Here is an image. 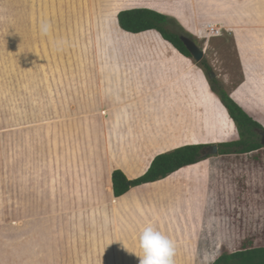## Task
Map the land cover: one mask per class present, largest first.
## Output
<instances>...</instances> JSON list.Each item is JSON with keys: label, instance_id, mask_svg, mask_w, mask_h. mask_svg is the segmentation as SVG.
Instances as JSON below:
<instances>
[{"label": "crops", "instance_id": "1", "mask_svg": "<svg viewBox=\"0 0 264 264\" xmlns=\"http://www.w3.org/2000/svg\"><path fill=\"white\" fill-rule=\"evenodd\" d=\"M233 3L236 5L233 15L217 12L211 17L198 16L196 23L201 26L198 29L201 32L210 34V28H214L220 30L219 37L226 32L229 37L236 38L244 75L228 93L255 120L264 116V0H235ZM121 5L132 6L120 9ZM151 7L154 5L149 0H0V60L18 55L20 61L32 60L44 67L43 61L53 60L60 49L78 51L75 38L92 35L120 38L118 31H124L119 25V14ZM206 18L211 20L205 21ZM144 41L148 44L153 38L147 37ZM99 47L103 49L102 45ZM91 65L87 62L81 68L88 69ZM96 65L111 72L114 70L111 73L114 74L94 78L70 76L62 80L68 85H83L89 89L88 92L71 94L77 100L80 96L86 101L82 105L83 117H93V121L100 124L105 118L118 116L120 122L112 125L114 132H118L120 138L123 130L119 129L125 126V134L131 137L128 143L119 144L125 154L120 167L111 168L98 156V147L94 144L89 145L90 149L81 147V157L72 165V170L79 174L77 180L81 188L92 190L98 197L95 209L98 220L59 222L54 227L58 229L54 231L57 235L52 236L28 237L25 226L17 236H12L9 193L4 179L0 185V264H139L136 256L141 251L138 236L149 225L174 242V264H213L221 255L211 227L205 225L211 195L209 159L185 167L166 179L132 188L120 198L114 195L112 180L115 170L123 171L129 180L143 176L158 155L181 147H168L179 140L195 141L188 145H206L200 143L199 131L203 125H213L211 117L196 112L195 106L199 102L192 98L197 95H191L186 86L182 93L185 91L191 97L188 101L184 94L182 98L169 95L158 104L163 90L150 89L146 76L140 77L138 72L125 76L120 71L124 66L119 61L117 64L104 61ZM39 66L22 67L31 70ZM128 67L137 66L130 64ZM251 69L257 73H251ZM174 75H180V72ZM22 78L25 85L52 83L42 76L26 75ZM225 79L231 80L230 73ZM205 99L212 117L218 119L221 106L231 119L219 97L207 88ZM114 102H117L116 108L112 110ZM176 104L183 112L196 113L195 129L193 124L177 126L176 122L172 123L169 116L174 115L172 106ZM162 110L169 116L159 136L157 125L160 120L156 118ZM257 111H262V115ZM183 112L180 115L183 116ZM192 132L195 134L189 137ZM234 229L227 227L223 231V246L234 244Z\"/></svg>", "mask_w": 264, "mask_h": 264}, {"label": "rangeland", "instance_id": "2", "mask_svg": "<svg viewBox=\"0 0 264 264\" xmlns=\"http://www.w3.org/2000/svg\"><path fill=\"white\" fill-rule=\"evenodd\" d=\"M149 1L154 5L151 10H159L158 13L171 19V31L191 39L205 50L204 60L211 71L193 58L181 55L155 31L138 36L118 31L120 38L106 39L98 35L75 38L78 51L60 49L53 60L43 61L44 67L32 60L20 61L18 55L0 60V185L5 179L12 236H17L25 226L28 237L52 236L57 235L54 231L58 229L54 227L59 222L98 220V212L95 211L98 197L92 190L89 192L81 188L77 180L79 174L72 170V165L81 157V147L90 149L89 145L94 144L98 147V156L105 159L111 168L120 167L125 154L119 144L128 143L131 137L125 134V126L119 129L123 130L121 139L118 132H114L112 125L120 122L118 116L105 118V122L100 124L93 121V117H83L82 105L86 101H82L80 96V100H77L71 94L88 92L89 89L83 85H68L62 80L70 76L94 78L114 74H111L114 70L97 68V63L111 61L117 64L119 61L124 66L120 71L125 76L137 72L140 77L146 76L150 89L163 90L158 104H162L169 95L178 98L186 95L188 101L191 97L185 91L182 93L186 86L191 95H197L192 98L199 102L195 106L196 112L211 117L213 124L209 127L203 125L199 131L200 143L213 146L239 139L237 127L223 107L219 105L218 119L212 117L205 99L206 88L216 94L210 77L217 79L229 91L244 75L238 42L226 32L221 37L201 32L198 30L201 26L196 23L198 16L211 17L217 12L233 15L236 12L235 0ZM127 6L132 5H121L120 9ZM210 20L206 18L205 21ZM147 37L153 38V41L147 44L144 41ZM99 45L103 46L102 50ZM87 62L92 64L91 68H81ZM130 64L137 67L130 68ZM22 66L39 68L25 70ZM251 70V73H257V70ZM178 72L180 75H174ZM227 73L231 75L230 81L225 79ZM26 75L42 76L52 83L25 85L22 84V77ZM116 103L111 104L112 110L116 108ZM172 111L174 115L169 116L162 110L156 118L160 120L157 125L160 133L157 135L161 136L168 116L177 126L193 124L192 128L195 129V112H183L179 104L172 106ZM180 112H183V116ZM260 112L257 111L258 114ZM255 120L264 127V116H258ZM256 133L260 138L264 135L262 131ZM194 134L190 133L189 137ZM194 143L191 139H184L168 147ZM208 159L211 195L208 197L205 225L212 229L219 255L237 252L245 243L252 248L264 247V150L241 156L212 154ZM204 199L207 200L205 196ZM227 227L235 228L234 244L223 246L221 237Z\"/></svg>", "mask_w": 264, "mask_h": 264}, {"label": "trees", "instance_id": "3", "mask_svg": "<svg viewBox=\"0 0 264 264\" xmlns=\"http://www.w3.org/2000/svg\"><path fill=\"white\" fill-rule=\"evenodd\" d=\"M118 20L124 32L139 35L155 31L181 55L188 59L193 58L181 40V36L169 29L171 19L168 16L151 9H135L121 12ZM201 65L211 71L205 60L201 62ZM210 78L213 91L226 107L239 133L237 141L218 145V154L221 156H241L264 150V135L260 138L256 133L262 131L264 134V127L242 109L217 79ZM257 137H259L258 140ZM207 147L208 145L203 144L186 145L158 155L149 170L134 180H129L123 171L115 170L112 177L115 197L120 198L132 188L166 179L185 167L208 159L209 156L203 154ZM213 264H264V247L252 248L245 245L235 253L221 255Z\"/></svg>", "mask_w": 264, "mask_h": 264}, {"label": "clouds", "instance_id": "4", "mask_svg": "<svg viewBox=\"0 0 264 264\" xmlns=\"http://www.w3.org/2000/svg\"><path fill=\"white\" fill-rule=\"evenodd\" d=\"M138 243L139 264H174V242L151 225L141 230Z\"/></svg>", "mask_w": 264, "mask_h": 264}, {"label": "water", "instance_id": "5", "mask_svg": "<svg viewBox=\"0 0 264 264\" xmlns=\"http://www.w3.org/2000/svg\"><path fill=\"white\" fill-rule=\"evenodd\" d=\"M181 40L192 54V57L195 60V62L201 63L205 58V50L203 48H200L198 45H196L195 42H193L189 38L181 37ZM263 144H264V140H263ZM218 153H219L218 145L208 146L203 152L204 156H210L212 154H218Z\"/></svg>", "mask_w": 264, "mask_h": 264}, {"label": "built area", "instance_id": "6", "mask_svg": "<svg viewBox=\"0 0 264 264\" xmlns=\"http://www.w3.org/2000/svg\"><path fill=\"white\" fill-rule=\"evenodd\" d=\"M209 33H210V35H213L215 37H219L221 35L220 30H217L214 28H210Z\"/></svg>", "mask_w": 264, "mask_h": 264}]
</instances>
